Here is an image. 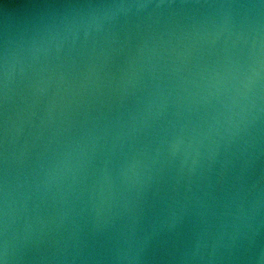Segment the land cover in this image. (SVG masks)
<instances>
[{"label":"water","instance_id":"1","mask_svg":"<svg viewBox=\"0 0 264 264\" xmlns=\"http://www.w3.org/2000/svg\"><path fill=\"white\" fill-rule=\"evenodd\" d=\"M0 264H264V0H0Z\"/></svg>","mask_w":264,"mask_h":264}]
</instances>
